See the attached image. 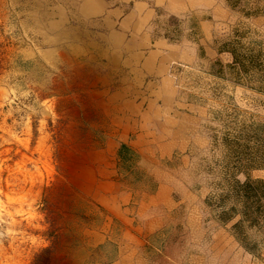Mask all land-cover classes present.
I'll return each mask as SVG.
<instances>
[{
  "label": "rangeland",
  "instance_id": "374dc122",
  "mask_svg": "<svg viewBox=\"0 0 264 264\" xmlns=\"http://www.w3.org/2000/svg\"><path fill=\"white\" fill-rule=\"evenodd\" d=\"M173 1L0 0V264H264V0Z\"/></svg>",
  "mask_w": 264,
  "mask_h": 264
},
{
  "label": "crops",
  "instance_id": "0c3cea01",
  "mask_svg": "<svg viewBox=\"0 0 264 264\" xmlns=\"http://www.w3.org/2000/svg\"><path fill=\"white\" fill-rule=\"evenodd\" d=\"M171 5L172 6H174V7H178L179 5H180V2L179 1H173L172 3H171ZM151 16V15H150ZM147 17H149V16H146V19H147Z\"/></svg>",
  "mask_w": 264,
  "mask_h": 264
}]
</instances>
